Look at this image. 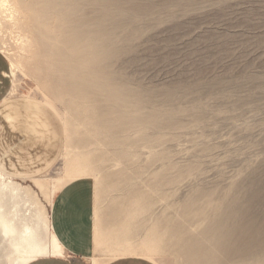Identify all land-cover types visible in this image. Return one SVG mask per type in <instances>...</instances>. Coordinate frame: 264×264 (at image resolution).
<instances>
[{"label":"rangeland","instance_id":"rangeland-1","mask_svg":"<svg viewBox=\"0 0 264 264\" xmlns=\"http://www.w3.org/2000/svg\"><path fill=\"white\" fill-rule=\"evenodd\" d=\"M20 1L36 43L21 53L18 30L0 10V49L23 61L12 70V92L52 104L66 145L46 173L16 178L18 215L11 194L0 197V264L44 256L33 253L31 234L49 248L46 255L62 253L50 226L52 200L83 174L95 181L99 234L113 245L106 259L142 254L190 264L179 248L230 203L264 219V0H108L115 18L127 22L116 34L111 69L133 95L129 113L138 120L128 129L123 107L60 82L66 73L49 51L62 45L58 10L49 0ZM70 63L93 72L90 62ZM150 113L157 115L139 120ZM36 208L44 212L37 224ZM224 260L219 255L217 264Z\"/></svg>","mask_w":264,"mask_h":264},{"label":"bare ground","instance_id":"bare-ground-1","mask_svg":"<svg viewBox=\"0 0 264 264\" xmlns=\"http://www.w3.org/2000/svg\"><path fill=\"white\" fill-rule=\"evenodd\" d=\"M111 1L113 4L118 2V0ZM49 2L58 10L63 19V33L57 37L62 45L54 46L49 50L51 54L61 60L60 66L66 73L60 82L76 90H81L83 93L89 91L107 96L110 102L113 101L115 105L124 108L121 123L125 125L126 129L130 128L134 120H138L137 115L129 113V107L134 102L133 95H131L129 85L125 86L126 84L119 83L118 74L111 69L112 58L119 49L116 42L119 37L117 38L116 34L127 22H121L115 18V6L108 0H49ZM0 10L3 11L5 18L12 23L13 29L18 30L17 41L20 52L31 48L36 42L30 31L29 16L22 7L21 1L0 0ZM50 37L55 38L54 35ZM10 60L14 73L23 66L21 54ZM72 60L90 62L93 72L89 76L82 74L78 63L77 65L70 63ZM155 115L157 114L150 113L149 115L144 114V116L141 114L139 120L156 117ZM104 118L105 120L109 118L110 124L113 122L116 126L119 124L118 117L106 115ZM0 177L3 179L0 186V197L11 194L16 216L21 203L22 185L16 178L1 171ZM32 203L37 202L32 200ZM190 205L192 207V204ZM248 208H238L230 203L200 234L187 237L184 245L179 248L184 254L185 260L190 264H217L218 256L223 254L226 256V260L219 261L220 264H264V219L258 221L254 216L248 218ZM119 212L118 208L114 214L118 215ZM43 213L36 208L33 213L36 224L44 218ZM115 219L117 220L116 217ZM30 226L24 228L26 234L30 231ZM204 237L207 241L203 239ZM28 239L34 254L51 253L46 245L41 244L37 235L31 234ZM58 247L61 248L60 244Z\"/></svg>","mask_w":264,"mask_h":264},{"label":"crops","instance_id":"crops-1","mask_svg":"<svg viewBox=\"0 0 264 264\" xmlns=\"http://www.w3.org/2000/svg\"><path fill=\"white\" fill-rule=\"evenodd\" d=\"M12 73L11 60L0 49V171L13 178H33L46 173L61 157L66 128L47 100L12 92ZM64 183L52 200L50 218L62 253L39 256L25 264H161L142 254L104 258L105 247L113 245L98 231L95 181L83 174Z\"/></svg>","mask_w":264,"mask_h":264}]
</instances>
